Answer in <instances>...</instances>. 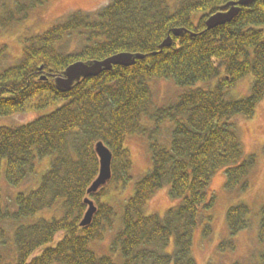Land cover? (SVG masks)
Here are the masks:
<instances>
[{
    "label": "trees",
    "instance_id": "1",
    "mask_svg": "<svg viewBox=\"0 0 264 264\" xmlns=\"http://www.w3.org/2000/svg\"><path fill=\"white\" fill-rule=\"evenodd\" d=\"M46 1L0 0V26L24 20ZM228 1L233 0H111L29 33L16 58L0 48V116L63 101L28 122L0 124V174L5 161L9 184L26 181L37 158L51 156L39 184L16 194L14 208L5 205L0 186V264H197L195 234L200 226L205 235L212 230V177L225 169L226 188L245 191L256 164L254 154L245 157L233 118L253 116L264 98V0L242 5L230 21L207 28V17ZM175 27L187 30L177 36ZM169 34L173 42L160 48ZM73 38L80 47L69 50ZM121 51L145 56L83 77L66 91L56 86L69 64ZM247 74L254 77L250 93L230 96L228 89ZM154 78L188 88L175 101L155 106L149 83ZM212 79L217 82L210 88L194 86ZM164 122L168 139L161 137ZM129 134L148 137L152 164L124 203L122 227L111 239L115 260L89 246L114 225L115 207L102 200L105 185L88 189L99 174V141L113 154L110 180L122 187L132 180ZM166 185L176 203L164 214L146 213L147 201ZM87 198L97 210L81 225ZM46 209L48 217L35 218ZM250 211L245 201L228 207L232 236L249 227ZM258 238L264 244V203ZM226 245L234 247L232 239L220 243ZM261 255L264 264V246Z\"/></svg>",
    "mask_w": 264,
    "mask_h": 264
},
{
    "label": "rangeland",
    "instance_id": "2",
    "mask_svg": "<svg viewBox=\"0 0 264 264\" xmlns=\"http://www.w3.org/2000/svg\"><path fill=\"white\" fill-rule=\"evenodd\" d=\"M111 0H47L44 4L32 9L28 16L21 21L15 22L7 27L0 26V48L6 46L12 58L18 57L22 53L23 43L29 33L41 32L55 23L58 19L66 17L69 13L82 11H95ZM199 13L193 15L197 20ZM78 40V41H77ZM79 39H71L68 49L72 50L80 47ZM10 61L5 60V64ZM253 75L247 74L240 78L236 84L228 89V94L233 97L247 96L251 91ZM217 79L210 81H200L194 86L210 88L214 86ZM153 90V101L155 106L169 104L176 100L178 95L188 87L179 86L172 78H154L150 82ZM63 101L55 102L42 109L27 108L24 111L11 115L0 116V124L19 125L28 122L35 117L48 113L60 105ZM240 136L245 157L254 154L256 164L252 168L248 180L250 185L247 190L240 191L237 188L230 191L225 186V169H219L211 179L210 194L215 197L213 207L207 210L211 216L210 224L212 230L209 235L203 233V227L197 230L193 244V254L197 264H261L262 244L258 238V228L260 220V207L264 203V98L257 105L256 111L251 117L237 115L233 118ZM151 125V121L148 122ZM167 122L161 129V137L168 139ZM148 137L141 134H129L125 138V146L129 149L133 169V178L124 187L115 181L109 180L105 184L107 192L102 196V200L108 201L115 207L114 225L105 230L104 236L98 240H91L89 246L97 254H109L119 260L117 253L111 249V239L115 232L122 227L123 206L130 195L134 193L135 182L142 177L151 167V157L148 149ZM51 156L37 158L35 162V172L26 181L19 185L8 183L5 174V161H3L0 186L3 193L5 205L14 208L16 194L21 191H29L35 188L44 172L50 166ZM169 185L158 188L153 196L145 204V212L164 214L165 211L176 203L177 200L169 194ZM245 201L248 203L250 211V225L248 228L231 235L227 224L228 207L236 202ZM49 209L38 213L35 218L51 214ZM10 223H6V228ZM62 236V232L57 234V239ZM232 239L234 247L226 245L220 247L224 240ZM38 254V251L35 253ZM55 264V263H52Z\"/></svg>",
    "mask_w": 264,
    "mask_h": 264
},
{
    "label": "water",
    "instance_id": "3",
    "mask_svg": "<svg viewBox=\"0 0 264 264\" xmlns=\"http://www.w3.org/2000/svg\"><path fill=\"white\" fill-rule=\"evenodd\" d=\"M254 1L255 0H233L226 2L221 6V9L207 17V28H212L216 25L230 21L238 14L242 5H248ZM186 30L187 29L185 27H175L172 29V32L174 35L180 36ZM172 42V35L169 34L161 42L160 48L171 45ZM144 56L145 54L141 52L121 51L104 59L78 60L69 64L61 75L56 76L55 83L59 89L66 91L71 88L74 82L79 81L83 77L97 75L104 70L111 69L115 64H134L138 58H142ZM96 151L100 159V169L98 176L88 189L89 192L97 191L100 187L104 186L112 176L111 165L113 154L111 149L102 141H99L96 144ZM86 201L89 206L80 222L81 225L89 224L92 221L95 211L97 210V206L93 200L87 198Z\"/></svg>",
    "mask_w": 264,
    "mask_h": 264
}]
</instances>
